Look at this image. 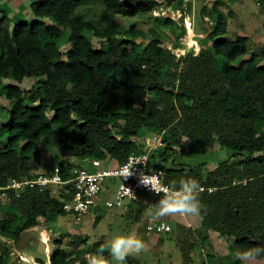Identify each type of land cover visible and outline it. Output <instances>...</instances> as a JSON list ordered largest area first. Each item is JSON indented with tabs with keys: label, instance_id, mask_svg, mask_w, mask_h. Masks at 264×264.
<instances>
[{
	"label": "trees",
	"instance_id": "trees-1",
	"mask_svg": "<svg viewBox=\"0 0 264 264\" xmlns=\"http://www.w3.org/2000/svg\"><path fill=\"white\" fill-rule=\"evenodd\" d=\"M191 2L177 0L184 16ZM98 4L96 20L77 12ZM157 6V0H41L32 5V19L14 23L0 10V83L15 81L3 92L11 103L8 114H0V195L12 180L39 176L38 148L53 138L55 127L62 154L78 163H59L64 180L91 160L120 166L131 154L145 153L138 140L149 131L161 139L150 156L152 167L164 170L169 184L195 179L215 189L199 195L203 242L209 233L224 238L231 262L242 264L246 250L264 248V65L247 37L225 38L216 4L211 51L180 54L155 31L145 42L148 35L134 25L121 28L119 17ZM91 37L100 41L98 49ZM25 79L33 89L21 87ZM215 144L231 155L206 174L203 164L186 168L176 158L206 155ZM61 191L27 189L19 197L9 192L0 204V235L18 243L53 214L68 215L62 209L68 196ZM136 204L139 221L149 206ZM56 245L49 263L70 264ZM7 255L0 246V264H7ZM255 259L264 264V253Z\"/></svg>",
	"mask_w": 264,
	"mask_h": 264
},
{
	"label": "rangeland",
	"instance_id": "rangeland-1",
	"mask_svg": "<svg viewBox=\"0 0 264 264\" xmlns=\"http://www.w3.org/2000/svg\"><path fill=\"white\" fill-rule=\"evenodd\" d=\"M38 1L41 0H0V10L13 23L19 19H32V5ZM157 2L158 6L150 13L133 18L119 17L121 28L127 30L134 25L136 29L148 35L145 42L149 40L150 32L155 31L162 35L165 46L180 54L196 53L201 49L211 51L212 42L209 35L216 25V14L213 11L216 4L218 11L224 17L225 38L247 37L251 52L257 56L260 65H264V1L260 4L258 0H192L185 16L177 0H157ZM100 10L101 6L98 4L82 8L77 12L86 19L96 20ZM167 19H170L171 24L164 26ZM91 40L98 49L100 41L93 37ZM68 48L66 45L62 50L66 51ZM12 83H15L12 79L0 83L2 119L8 114L7 110L11 105L3 96L4 88ZM21 87L31 90L34 88V83L31 79H25ZM58 139L59 130L55 127L53 138L38 148L40 163L34 164L39 166V176L52 172L61 161L78 164L76 159L68 154H62ZM160 140V135L143 131L138 144L151 156L160 146ZM230 155L229 151L215 144L206 155L176 158L186 168L203 164V172L206 174L213 171L218 163L225 161ZM91 169L94 171L96 168L91 165ZM5 200L0 195V204ZM100 205L99 211L93 208L81 221H77L70 214L66 216L53 214L51 221L45 226L26 230L18 243H13L0 235V246L7 248V264H50L49 259L57 249L58 242L61 248L66 250L70 264H87L84 257L98 252L93 247L96 242L101 241L107 245L114 236L132 231L144 241L146 247L138 255H129L125 264H209V257L213 259L212 264H233L229 259L228 242L224 238L209 233L207 242H203L205 230L202 228L199 216H157L154 209L149 212L151 207L149 206L138 221L136 218L139 204L126 200L121 207L111 209L106 208L103 202ZM98 216L100 219L97 222ZM151 219L169 223L172 231L161 235H149L146 226ZM102 255L111 264H115L108 251ZM239 258L242 264H261L257 259L247 260L243 256Z\"/></svg>",
	"mask_w": 264,
	"mask_h": 264
},
{
	"label": "built area",
	"instance_id": "built-area-1",
	"mask_svg": "<svg viewBox=\"0 0 264 264\" xmlns=\"http://www.w3.org/2000/svg\"><path fill=\"white\" fill-rule=\"evenodd\" d=\"M188 0H184V3ZM140 162L133 169V175L127 179L120 176L123 167L132 162ZM90 164L96 168L92 172L87 167L75 168L71 171L72 178L64 180L61 168L55 167L49 174L40 175L31 180H12L10 184L2 190L1 196L8 197L9 192H14L19 197L27 189L44 192L52 187L62 188L61 195L68 196L62 209L65 213L70 214L81 221L88 215L93 208L99 206L102 202L106 208L121 207L126 200L133 203L142 202L148 206L156 204L160 196L149 191L139 183L141 173L144 175L157 174L161 182L165 185L166 172L164 170H154L150 160V153L142 154L133 153L128 160L120 165L105 164L100 160H91ZM118 180L117 184L109 185V181ZM122 184L131 189L135 197L127 194ZM203 188L201 193L211 194L215 189L200 185ZM110 190H114L112 196L106 197ZM200 193V194H201ZM172 231V227L165 221L151 219L146 226V232L149 234L161 235Z\"/></svg>",
	"mask_w": 264,
	"mask_h": 264
},
{
	"label": "clouds",
	"instance_id": "clouds-1",
	"mask_svg": "<svg viewBox=\"0 0 264 264\" xmlns=\"http://www.w3.org/2000/svg\"><path fill=\"white\" fill-rule=\"evenodd\" d=\"M140 162L132 161L126 164L120 172L124 179L133 175V169ZM139 183L149 191L160 196L159 201L149 208V212L155 210L157 216L179 215V216H199L202 211V204L199 195L203 191L198 181L195 179H181L170 184H163L157 174L144 175L141 173ZM122 187L127 194L135 197L131 189ZM206 211V209H204ZM144 241L139 238L135 231L128 234L114 236L107 245H102L96 254H88L84 257L87 264H111L102 254L108 251L115 264H125L129 255H138L145 250ZM264 253V248L253 247L246 250L242 256L247 260L255 258Z\"/></svg>",
	"mask_w": 264,
	"mask_h": 264
},
{
	"label": "crops",
	"instance_id": "crops-1",
	"mask_svg": "<svg viewBox=\"0 0 264 264\" xmlns=\"http://www.w3.org/2000/svg\"><path fill=\"white\" fill-rule=\"evenodd\" d=\"M86 167H87L90 171H92V172L96 171V169H95L94 171L91 169V164H90V163L87 164ZM117 183H118V180H111V181H109V185H113V184H117ZM113 191H114V190H110L107 194H105L106 197H110V196H112ZM100 208H101V205L97 206V207L94 208V209H95V211H99ZM168 224H169V223H168ZM149 235H150V234H149Z\"/></svg>",
	"mask_w": 264,
	"mask_h": 264
}]
</instances>
